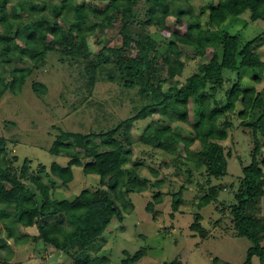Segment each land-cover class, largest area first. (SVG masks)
Masks as SVG:
<instances>
[{"label":"trees","instance_id":"16d2710c","mask_svg":"<svg viewBox=\"0 0 264 264\" xmlns=\"http://www.w3.org/2000/svg\"><path fill=\"white\" fill-rule=\"evenodd\" d=\"M190 1L90 0L89 6L86 0H0V100L7 92L17 95L33 69L55 53L59 62L78 65L76 79L83 82L77 89H82L80 95L87 93L81 97L85 107H98L90 97L100 82H107L119 87L116 94L125 95L119 101L134 111L96 134L59 130L48 151L67 157L66 165L39 163L33 172L28 158L18 169L12 166L17 159L7 148L12 138L0 136V229L14 245L28 239L20 229L35 228L34 242L54 249L56 257L63 253L72 264H109L99 255L105 244L102 236L113 221L121 223L124 213L131 211L133 204L126 196L141 193L149 184L153 194L145 209L150 213L163 196L156 190L160 181L140 176L139 163L127 165L130 144L119 132L128 120L158 114L166 124H148L138 142L172 156L177 165L181 159L177 142L181 143L188 175L196 171L208 185L194 208L214 205L221 216L216 224H225L223 232L250 243L242 264H252L253 258L264 263V216L259 214L264 197V86L257 89L243 80L247 75L259 83L264 76V61L255 51L264 45V32L245 38L226 27L243 16L252 23L264 22V0H211L204 27ZM113 23H120L121 44L90 52L86 41L98 35L95 28L108 29ZM167 23L177 30H170ZM223 24L226 30L221 29ZM150 25L168 32L164 48L149 32ZM121 52H132V61L112 59V53ZM246 57L250 62L243 64ZM188 60H197V70L184 76ZM31 88L39 97L47 92L40 82H32ZM130 90L136 97L129 96ZM171 124L184 125L188 133L181 134ZM227 139L230 146L223 144ZM73 167H80L84 175H97L99 182L77 193L78 207L66 214L71 201L55 197L52 188L58 183L67 188L74 180ZM181 189L173 194V210L180 204ZM200 219L201 214L194 213L190 227L204 237ZM6 238L0 236V264H9L13 255ZM35 251L41 254L40 247ZM145 253V247L123 251L120 264H136Z\"/></svg>","mask_w":264,"mask_h":264},{"label":"rangeland","instance_id":"374dc122","mask_svg":"<svg viewBox=\"0 0 264 264\" xmlns=\"http://www.w3.org/2000/svg\"><path fill=\"white\" fill-rule=\"evenodd\" d=\"M86 1V4L90 6V0ZM210 1H190L193 12L200 17L202 27L206 24ZM135 26L138 28L137 24ZM167 26L172 31L177 30L174 24L167 23ZM226 27L230 32L242 33L245 38H252L264 32V22L252 23L245 16L228 22ZM226 27L224 24L221 25V29L226 30ZM119 28L120 23H113L108 29L98 25L95 28L98 35L91 36L86 41L87 49L95 54L104 45L119 46L121 44ZM148 29L161 48H164L170 40L168 32L165 30L157 32L153 25L148 26ZM183 29L184 27L181 26V30ZM255 51L264 61V45H257ZM58 56L55 53L48 55L43 64L33 69L17 95L7 92L0 100V136L12 138L8 141L7 148L9 156L17 158L12 162L14 168L18 169L24 158L30 160V171L32 172L39 163L50 165L52 162H57L62 166L66 165L67 157L53 156L48 151L59 130L96 134L114 127L120 120L133 115L132 107L126 101H119V96H123L124 93L117 95L119 87L107 82H100L90 97V100L96 102L98 107H85L87 103H81V97L87 93L83 91L81 96L79 91L82 89H77L78 83L82 86L83 82L76 79L75 67L78 65L72 63L73 67H71L61 63L58 61ZM111 57L129 62L132 61V52L129 54L126 52L112 53ZM194 61L197 60L187 61L188 66L184 76L196 72ZM249 62V57L242 61L243 64ZM23 63L30 65L27 60ZM182 80H184L183 77ZM243 80L257 89L264 86V76L259 83L253 82L247 75L243 76ZM32 82L43 83L47 88L46 94L42 97L37 96L32 91ZM128 94L136 97L134 90H130ZM139 106L140 103L136 104V107ZM189 114L192 120L191 112ZM161 120L158 114H153L144 120H128L119 135L127 139L130 144L131 154L127 165L139 163L140 176H148L151 181L161 182L156 190L163 193L162 201L155 204L153 213L146 211V204L151 201L153 194L149 189V184H147L148 189L141 193L127 195L126 200L133 204V207L130 212L124 213V220L121 223L113 221L108 226L102 236L105 244L99 255L106 256L109 264H120L125 257L123 251L133 253L145 247L144 257L136 264H164L173 260L178 261L179 264H225L228 262L242 264L246 250L250 246L249 241L244 238L234 239L227 234V231V233L223 232L225 224L222 221L216 224L221 216L215 210L214 205L200 211L194 208L195 203L206 192L208 185H206V178L196 171L188 175L186 169L189 165H186L183 160L185 153L182 151L181 143L177 142L178 152L181 154L177 165L171 160L172 156L138 142L142 131L148 124L156 126L166 124L167 120L164 119V122ZM171 125L181 134L188 133V129L182 124ZM94 142L99 144V139L96 138ZM223 144L230 146L232 143L227 139ZM149 168L157 172V177H152ZM73 173L74 180L67 188L59 183L52 188L55 197L71 201L66 214L78 207L79 203L74 199L77 193L83 189H92L99 182L97 175H84L80 167H73ZM4 180L7 182L6 186H9L10 180L7 177H4ZM105 182L109 184L110 179ZM180 189L181 201L173 210V194ZM174 200H177V197ZM196 212L201 214L199 224L205 230L204 237L190 227L194 222ZM259 214L264 216V197L260 203ZM47 220L48 222L55 221L51 218ZM20 233L27 234L28 239L21 244L14 245L12 239L6 238L5 229H0V236L7 239L6 242L13 251L9 264H72L70 258L63 253L56 257L54 249L43 248L40 244H36L33 240V235L36 234L35 228L20 229ZM38 247L41 248V254L35 251ZM42 254L44 257L40 258ZM0 261H2L1 253ZM252 264L261 263L257 258H253Z\"/></svg>","mask_w":264,"mask_h":264}]
</instances>
